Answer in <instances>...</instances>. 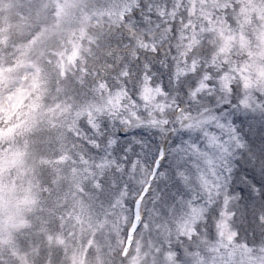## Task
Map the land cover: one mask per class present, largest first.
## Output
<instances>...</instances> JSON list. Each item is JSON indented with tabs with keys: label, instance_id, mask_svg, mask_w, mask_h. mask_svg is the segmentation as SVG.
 <instances>
[{
	"label": "snow or ice",
	"instance_id": "6c2138e0",
	"mask_svg": "<svg viewBox=\"0 0 264 264\" xmlns=\"http://www.w3.org/2000/svg\"><path fill=\"white\" fill-rule=\"evenodd\" d=\"M0 12V264H264V0Z\"/></svg>",
	"mask_w": 264,
	"mask_h": 264
},
{
	"label": "rangeland",
	"instance_id": "374dc122",
	"mask_svg": "<svg viewBox=\"0 0 264 264\" xmlns=\"http://www.w3.org/2000/svg\"><path fill=\"white\" fill-rule=\"evenodd\" d=\"M8 13H5V12H0V16H4V15H7Z\"/></svg>",
	"mask_w": 264,
	"mask_h": 264
}]
</instances>
